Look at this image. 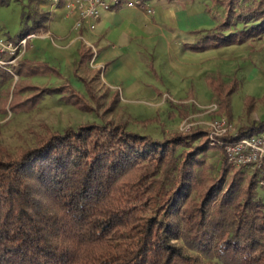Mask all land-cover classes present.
Wrapping results in <instances>:
<instances>
[{
    "label": "trees",
    "instance_id": "obj_1",
    "mask_svg": "<svg viewBox=\"0 0 264 264\" xmlns=\"http://www.w3.org/2000/svg\"><path fill=\"white\" fill-rule=\"evenodd\" d=\"M8 3L0 0V7ZM39 5L40 0L25 15L32 25L17 38L48 32L50 15ZM211 5L222 14L213 16L215 25L202 31L192 51L264 40V0H211ZM80 45L81 69L92 51ZM48 73L60 77L41 61L0 67V86L8 84L0 92V113H29L55 92L83 111H101L103 117L114 111L118 96L109 97L107 87L85 72L73 73L85 95L67 81L49 90L24 80ZM205 83L218 114L230 121L237 81L210 74ZM45 128L33 146L14 154L0 146V264H264L260 176L231 167L223 147L212 146L205 131L154 139L127 130L125 122L62 132ZM262 132L264 120L237 136ZM212 151L221 156L216 175L204 166Z\"/></svg>",
    "mask_w": 264,
    "mask_h": 264
},
{
    "label": "rangeland",
    "instance_id": "obj_2",
    "mask_svg": "<svg viewBox=\"0 0 264 264\" xmlns=\"http://www.w3.org/2000/svg\"><path fill=\"white\" fill-rule=\"evenodd\" d=\"M41 1L43 13H54V18L48 25L50 32L55 33L54 28L64 11H52L51 0ZM147 1L154 9V22L162 26L163 31L169 34V39L161 44L160 39L143 38L126 47L131 56L132 68L129 67V73L132 77L122 80V83L117 82V76L124 73L123 68L112 72L110 79L107 74V94L109 97L118 96L111 114L103 117L101 111L88 112L64 104L61 99L63 94L59 92L46 94L29 113H0V146L6 147L14 154L33 146L37 136L45 132L46 126L53 131L62 132L68 127L77 128L83 124H101L106 121L115 124L125 122L127 130L154 139L191 130H203L208 138L209 123L217 118H225L228 121L224 115L218 114L217 102L206 86L205 79L210 74L221 75L226 83L233 79L237 81L230 99L231 120L228 122L232 125V133L263 121L264 40L253 45L192 51L189 46L203 35L202 31L215 25L213 16L219 18L222 14L221 8L212 6L211 0ZM38 3L39 0H9L6 6L0 7V38L18 41L20 38L17 36L23 28L32 25V21L27 20L25 15L33 11ZM68 23L71 24L72 21ZM47 43L50 44V56L58 63L47 64L54 67L60 77L48 73L24 78L26 82L49 90L60 88L65 81L72 86L77 82L73 77L76 70L80 75L85 72L88 78L96 76L101 84L105 85V68L97 62V51L94 47L88 46L91 48L92 58L87 66L80 69V56L76 51L63 52L56 47L63 43ZM27 51L28 47L21 53L20 60L26 59ZM63 59L66 60L65 64H62ZM16 80L17 77L14 76V83ZM6 86L8 84L0 86V92ZM98 88L100 89L97 91L101 93V87ZM81 92L85 95L84 87ZM108 108L110 106H107ZM220 159L221 156L217 152L208 153L204 166L212 175H216ZM257 194L264 198V190L259 186Z\"/></svg>",
    "mask_w": 264,
    "mask_h": 264
},
{
    "label": "crops",
    "instance_id": "obj_3",
    "mask_svg": "<svg viewBox=\"0 0 264 264\" xmlns=\"http://www.w3.org/2000/svg\"><path fill=\"white\" fill-rule=\"evenodd\" d=\"M43 2L40 0L39 10ZM52 11L56 8L50 3ZM64 15L59 16L60 21L54 28L56 31L50 32L49 25L48 32L45 34L36 35L29 42L27 57L29 61H43L57 65L55 58L51 57L48 50L51 44L63 43V45H57V49L60 51H76L78 53V46L80 43L86 46H92L97 51V62L102 64L105 68L103 73V83L107 87V74L109 79L112 76V72L119 68L124 69V73L117 76V82L126 80L131 76L132 68L130 62V54L127 52L126 47L131 46L134 42L143 38H149L150 40L160 39V43L163 44L169 39V34L164 32L162 26L154 22V16L148 17L141 10L128 9V8H116L109 12L101 14L100 19L95 24V29L89 31L86 24L80 30L74 29L76 17H66L65 10ZM43 13V12H42ZM50 20L54 18V13L49 12ZM147 20L148 23L146 22ZM72 21L71 24L68 22ZM56 25V24H55ZM71 25V26H70ZM70 26V28H68ZM168 42V41H167ZM168 47V45H166ZM170 46V44H169ZM66 60H62V64H65ZM129 68V69H128ZM74 77V76H73ZM76 79V78H74ZM77 80V79H76ZM137 80V79H136ZM72 85L74 89L81 92L83 84L77 80ZM85 90V89H84Z\"/></svg>",
    "mask_w": 264,
    "mask_h": 264
},
{
    "label": "built area",
    "instance_id": "obj_4",
    "mask_svg": "<svg viewBox=\"0 0 264 264\" xmlns=\"http://www.w3.org/2000/svg\"><path fill=\"white\" fill-rule=\"evenodd\" d=\"M52 6L65 10L66 17H76L74 29L80 30L86 24L89 31L95 29L96 22L104 12L116 8L141 10L148 16H154V9L147 0H51ZM35 34L13 42L0 38V54H7L9 59H0V67H16L21 53L27 49V44ZM6 69V68H5ZM11 72L10 69H6ZM232 125L225 118H217L209 123L208 139L212 146L223 147L227 163L233 168H242L248 173H257L259 186L264 190V132L238 137L232 133ZM234 137L224 141L223 138Z\"/></svg>",
    "mask_w": 264,
    "mask_h": 264
}]
</instances>
